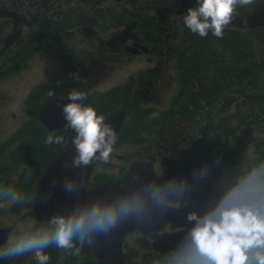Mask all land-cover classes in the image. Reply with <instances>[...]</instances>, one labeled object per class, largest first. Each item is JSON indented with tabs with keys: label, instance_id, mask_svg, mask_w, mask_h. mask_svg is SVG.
Listing matches in <instances>:
<instances>
[{
	"label": "flooded vegetation",
	"instance_id": "obj_1",
	"mask_svg": "<svg viewBox=\"0 0 264 264\" xmlns=\"http://www.w3.org/2000/svg\"><path fill=\"white\" fill-rule=\"evenodd\" d=\"M195 6L196 0H0V36H4L9 44L15 47L14 50L6 51L0 43V82L23 70H28L32 53L41 46L43 41L53 39L55 42L50 43V47L60 44V52H70L71 56L78 58L83 51V55L87 58L82 59L81 62L85 61L86 64L80 69L76 79L57 77L54 80L57 85L54 90L57 92L49 95L51 97L49 100L47 83L38 82L34 86L38 88L31 90L27 100L23 103L25 104L23 113L29 116L28 120L39 116L41 108L57 98V94H67V90H71L68 93L75 90L85 94L83 106L88 97L94 107L98 104L104 105V103H109L110 107H116L111 112L110 110L107 113L102 112L104 115L110 116L120 111L125 112L122 132L127 129L130 133H133L142 120L148 121L141 112L145 108L137 103H131V93H140L145 99L153 98L155 86L162 85L165 88L170 83L176 82L179 86L185 87L176 96V115H184L194 128L193 133L189 135V140L186 139L187 133H185L179 142L185 143L184 151L195 147L213 152L222 162L223 182L229 190L252 169L248 172L244 171L243 167L249 163V160L242 155V152L238 153L229 148L231 146L228 142L230 136L225 128L222 108L224 101L230 95L220 93L221 90H212L210 104L206 107L201 104L206 92V81L212 72L217 70L212 77L215 80L223 78L224 54L228 50L223 41L208 36L201 37L185 26L184 16L189 8ZM235 14L239 20L241 10ZM247 14L245 17L251 13ZM239 22H233L239 25L238 30L247 27L245 20H239ZM233 32L238 33L239 31ZM207 43H216V48L212 49L218 56L216 64H207L208 47L199 48ZM91 55H98L102 61L107 63L118 62L117 67H124L133 61L140 60L144 64L131 78V81L103 91L105 97H102L105 99L98 102V99L91 93V90L96 89V85L89 83V78L94 71L95 81L109 79L112 75L106 77L104 74L101 78L99 75L102 70L111 71L113 67L104 65L102 69V65L96 63L94 59L89 61L88 57ZM176 69L179 71L178 74L175 73ZM156 71L161 75H155ZM216 87L222 86L216 84ZM257 89L259 92L264 90L261 79ZM235 93L239 94V99L231 97L230 102L241 101L244 107L247 93L243 90H237ZM185 94L189 101L200 103L198 110L193 107H189L186 112L180 110V101ZM37 100H41L40 105L33 110L32 104ZM243 107H241L240 116L236 118L237 128L246 123L257 127L256 121L264 118V112L251 113L249 118H244L242 116ZM217 109L221 110L220 115H217ZM136 119L139 122L134 125L133 121ZM32 125L39 126L36 121L27 123L28 128ZM157 129L159 131L156 133L161 135L167 132V125L157 127ZM253 147L259 160L263 161L261 164H264V144H256ZM175 160L168 167H171ZM25 161L29 168L31 160L26 158ZM150 161L153 162L158 174L168 168L162 158H152ZM261 164L255 165V168ZM236 165L240 169L237 173L234 170ZM130 179L131 175H128L125 180ZM93 180L106 184H119L124 181L108 183L104 180ZM169 204L176 208L183 207L181 203ZM180 230L170 225L164 233H174ZM164 233L144 236L140 232H135L127 237L125 244L136 234L138 238L132 243H139L142 248L138 251L140 255L136 254L135 264H168L169 260L175 264L179 254L175 252L164 254L154 249V243ZM164 258L169 260H163ZM125 260L128 264L127 259Z\"/></svg>",
	"mask_w": 264,
	"mask_h": 264
},
{
	"label": "rangeland",
	"instance_id": "obj_2",
	"mask_svg": "<svg viewBox=\"0 0 264 264\" xmlns=\"http://www.w3.org/2000/svg\"><path fill=\"white\" fill-rule=\"evenodd\" d=\"M255 3L256 1L247 6L237 7L236 10H241L240 21L247 13L251 12ZM236 18L237 16L234 13L232 21ZM232 21L227 26H231ZM238 28L239 25H237ZM243 30L245 31L246 28H243ZM53 42H55L53 39L43 41L41 46L37 47L32 53V60L29 62L28 70H23L0 82V92L2 93L0 97V228L12 227L13 231L10 238L14 236L18 237L24 233L35 232L40 228H51L50 225H38L36 223L37 220L33 211L26 206V202L29 205L31 204L35 193H33L29 201L25 200V193L28 196L32 193V189H36L38 180H35L38 178L39 166L44 164L50 155L59 151L60 144H46L45 140L48 136L45 133L42 134L38 126L32 125L29 128L27 127V123L29 121H35L36 117L28 120L29 116L23 113V109L25 108V104L23 103L27 100V96L31 90L38 88L34 86L41 81L47 83L49 100L51 98L49 95L57 92V90H54L57 87L54 80L60 76L76 79L80 69L86 64L85 61L81 62V60L87 58L86 55H83V51L78 58L71 56L70 52H60V44L50 47V43ZM0 43L6 51L15 49L4 36H0ZM207 45L209 44L199 46V48L203 49L208 47V64L209 59H215L218 56L212 50L214 47L216 48V43ZM227 50L228 57L224 59L223 78L215 80L212 77L217 70L212 72V75L206 81V92L202 97L201 104L203 107L210 104L212 90H221L220 93L230 95L224 101L223 113L220 109H217V115L222 113V117L225 119V128L230 136L228 142L231 146L229 148L238 153L242 152V155H245L247 160H249V163L243 167V170L248 172L250 169L255 168V165L263 162L259 160L253 146L256 144H264V118L256 121L257 127L251 123H246L240 128H237L235 113L238 108L243 107V103H231L230 101L231 97L239 99V94L235 92L237 90H243L247 93V96L244 101L242 116L249 118V114L252 113L250 105L255 104V101L257 106L255 113L264 112V90L259 92L255 85L256 76H258V79H261L264 85V41L261 40L259 47L254 51L255 54H258L256 58L248 54V58L244 57V62L240 64L238 62L242 58H237L235 51L231 49ZM100 58L98 55L88 57L90 62L94 59L96 63H100L102 69L104 65L113 67V69L111 71L101 69L102 72L99 78L104 74H106V77L108 75L112 76L109 79H99L97 81H95V73L92 71L89 83L96 85V89L91 90V93L98 99V102L105 99L103 91L117 85L125 84L126 81H131V78L144 64L140 60L137 62L133 61L124 67H117L118 62L107 63ZM246 61L251 64H247L251 72L241 74L239 70L246 66L244 65ZM208 65L213 64L209 63ZM175 73L178 74L179 71L176 69ZM154 74L157 76L161 75L157 71ZM226 75L228 79H224ZM216 84L222 87H216ZM180 89L181 86L176 82H172L165 88L162 85L159 87L155 86L153 98L148 97L145 99L140 93H131V103H137L145 108L141 112L149 118V121L142 120L141 124L135 128L133 133L128 132L127 129L123 131L113 146V152L109 160L107 162L100 160L99 165L96 167V172L93 175L94 179L104 180L108 183H118L119 181L125 180L129 175L128 164L131 161L162 158L166 163V167H168L185 150V143L179 142V140L184 137L185 133H187L185 136L186 139L189 140V135L193 133L194 128L184 115H176L175 96L179 93ZM67 91L69 92L70 90ZM57 95L61 96L63 93ZM186 96L185 94L180 101V110L186 112L189 107L198 110L200 103L198 101H189ZM40 102L41 100L33 102L32 109L36 110ZM114 109L116 107H110L109 103H104V105L98 104L95 107L97 114L103 115L105 118L108 115H104L102 112L106 111L105 113H107L108 110L111 112ZM138 122L139 120L136 119L133 121V124L136 125ZM165 125H167V132L161 135L157 134L156 132L159 131L157 127ZM74 134L75 132L73 131L69 135V138L73 137ZM26 158L31 160L27 174L25 172L28 169L25 161ZM18 163L20 165L15 169ZM14 169L15 171L12 172ZM234 170L236 173L240 171L237 165ZM9 171H11L10 174H8ZM121 171H123V174H121ZM108 174L112 175L110 176ZM31 180H34L35 183L32 188L29 187L25 191L27 181ZM12 195L17 196V202H12ZM137 238L138 236L135 234L125 244L124 254L128 264H135L136 254L137 256L140 255L138 251L142 250L139 243H132ZM53 247L56 246L52 245L49 248ZM45 254L47 255L46 250ZM64 256L63 252L58 250L55 264H77L72 259H65ZM81 258L79 255V260ZM34 260L35 256L32 252L22 257L11 258L12 264H31ZM163 260L169 259L164 258ZM36 263L38 264V261ZM168 264L174 263L169 260Z\"/></svg>",
	"mask_w": 264,
	"mask_h": 264
},
{
	"label": "clouds",
	"instance_id": "obj_3",
	"mask_svg": "<svg viewBox=\"0 0 264 264\" xmlns=\"http://www.w3.org/2000/svg\"><path fill=\"white\" fill-rule=\"evenodd\" d=\"M254 0H196L184 16L185 26L201 37L209 32L222 38L224 28L230 24L237 7L247 6ZM71 103L64 105L63 114L76 133L72 143L78 155L77 166L90 164L94 158L107 162L116 143L114 128L105 122L92 107L77 101L85 94L73 90L69 93ZM62 136L49 135L46 144H61ZM97 153L99 156L97 157ZM174 181L149 185L140 192L130 194L112 203L98 201L70 216H54L48 223L51 228H40L10 238L0 247V259L22 257L34 253L38 264H48L50 257L45 249L55 245L61 249L75 247L73 241L91 239L95 234L105 233L122 220L140 217L151 207L158 206L177 191H182ZM17 202L16 195L11 196ZM195 222L182 246L175 264H264V164L253 168L203 215L190 213ZM79 254L80 249H77Z\"/></svg>",
	"mask_w": 264,
	"mask_h": 264
},
{
	"label": "water",
	"instance_id": "obj_4",
	"mask_svg": "<svg viewBox=\"0 0 264 264\" xmlns=\"http://www.w3.org/2000/svg\"><path fill=\"white\" fill-rule=\"evenodd\" d=\"M246 24L251 29H264V0L256 3L252 13L246 17ZM67 97L52 100L41 108L39 117L47 129L57 131L68 123L63 114L64 105L71 103ZM124 120L125 112H118L106 118L105 122L114 128L118 137ZM77 155L75 145L71 144L47 165L40 176L33 199L37 221L48 223L54 216L67 217L77 209L98 201L112 203L149 185L171 181L178 186L183 185L182 191L168 196L164 203L151 207L146 214L122 220L111 230L84 240L92 249L97 264H126L123 244L129 234L138 231L148 236L166 231L167 225L181 230L164 233L154 243V249L164 254L175 252L183 255L182 246L195 223L188 220V215H203L228 191L223 182L221 161L214 153L201 148L186 150L162 174L156 172L151 162L131 161L128 168L132 179L117 185L93 182L91 176L99 159L94 158L86 166H77ZM169 203H181L183 207L176 208ZM12 231V227L0 228V247L7 244Z\"/></svg>",
	"mask_w": 264,
	"mask_h": 264
},
{
	"label": "trees",
	"instance_id": "obj_5",
	"mask_svg": "<svg viewBox=\"0 0 264 264\" xmlns=\"http://www.w3.org/2000/svg\"><path fill=\"white\" fill-rule=\"evenodd\" d=\"M233 31H239L238 33L233 32ZM245 38V39H244ZM261 40L264 41V29L262 28H256V29H250L248 28L247 30H236V29H232V30H224V35L222 37V41L224 42L225 48L226 49H231L233 51H235V55L238 57H241L242 59H239L238 64L243 63L244 62V57L248 58V54H250V56H252L253 58H256L258 54H255L254 51L259 47V44L261 42ZM209 44V43H207ZM210 45V44H209ZM228 57V52H225L224 54V58ZM218 58L215 59H209L208 60V64L212 63V64H216L217 63ZM248 65H251L248 61H246V63L244 65H246L245 67H243L241 70H239V72L241 74H247L249 72H251L250 68L247 67ZM224 79H228L227 75L224 77ZM260 81V79H258V76H256L255 78V85L256 87H258V82ZM226 94V93H224ZM252 113H255L256 111V101L255 104L250 105ZM239 116H240V112H239ZM36 117V122L39 124V128L42 132V134H51V135H58V132H49L46 128H44L39 120V118L37 116ZM144 117L146 118V116L144 115ZM250 122V120H249ZM242 126V125H241ZM59 151L56 153H53L52 155H50L46 162L44 164H41L38 168V178L41 176L43 170L45 169V167L49 164L50 161H52L61 151H63V147H59ZM63 149V150H62ZM20 165V163L17 164V166L15 167V169ZM14 169V171H15ZM13 171V172H14ZM26 174L29 172V169L25 170ZM9 174L11 173V171L8 172ZM121 174H123V171H121ZM108 175H112V174H108ZM37 178V179H38ZM37 179L35 181H37ZM34 180L31 181H27L26 185H25V191L26 189H28L29 187L32 188L33 184L35 183ZM36 190V189H35ZM35 190L32 189V193L30 195L27 196V193H25V200L29 201L31 200L33 193H35ZM35 196V194H34ZM34 196L31 200V204L29 205L26 201V206L28 208H30L32 210V203H33V199ZM33 211V210H32ZM34 214V213H33ZM36 223H40L38 221H36ZM39 225H46L43 223H40ZM75 247H73L72 249H61L58 247H53V248H47L46 253L47 255L50 257L48 264H55L56 259H57V251L60 250L61 252H63V254L66 256H64L65 259H72V261L76 262L77 264H97L96 259L93 255V252L91 250V248L88 245L85 244H81V242L78 239H75L73 241ZM77 249H80L79 254H77ZM79 255L82 257L79 260ZM36 259L31 263V264H37L36 263ZM0 264H12L11 262V258H5V259H0Z\"/></svg>",
	"mask_w": 264,
	"mask_h": 264
},
{
	"label": "bare ground",
	"instance_id": "obj_6",
	"mask_svg": "<svg viewBox=\"0 0 264 264\" xmlns=\"http://www.w3.org/2000/svg\"><path fill=\"white\" fill-rule=\"evenodd\" d=\"M256 70V69H255ZM255 103V102H254ZM263 111V110H262ZM33 134H35V133H33ZM38 138V137H37ZM34 140V139H33ZM38 141V140H37ZM29 142V141H28ZM33 142V141H32ZM35 142V141H34ZM30 143V142H29ZM26 144H27V142H26ZM31 146V145H30Z\"/></svg>",
	"mask_w": 264,
	"mask_h": 264
}]
</instances>
